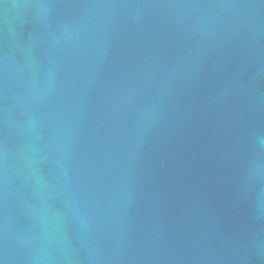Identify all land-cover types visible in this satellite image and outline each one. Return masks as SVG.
Returning a JSON list of instances; mask_svg holds the SVG:
<instances>
[{"label": "water", "instance_id": "water-1", "mask_svg": "<svg viewBox=\"0 0 264 264\" xmlns=\"http://www.w3.org/2000/svg\"><path fill=\"white\" fill-rule=\"evenodd\" d=\"M0 264H264V0L0 2Z\"/></svg>", "mask_w": 264, "mask_h": 264}, {"label": "bare ground", "instance_id": "bare-ground-1", "mask_svg": "<svg viewBox=\"0 0 264 264\" xmlns=\"http://www.w3.org/2000/svg\"><path fill=\"white\" fill-rule=\"evenodd\" d=\"M11 1H13V0H11ZM0 2L4 4L7 2V0H0Z\"/></svg>", "mask_w": 264, "mask_h": 264}]
</instances>
